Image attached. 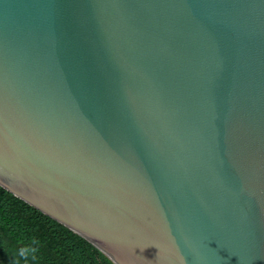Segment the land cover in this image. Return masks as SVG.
Listing matches in <instances>:
<instances>
[{
    "label": "water",
    "instance_id": "1",
    "mask_svg": "<svg viewBox=\"0 0 264 264\" xmlns=\"http://www.w3.org/2000/svg\"><path fill=\"white\" fill-rule=\"evenodd\" d=\"M0 186L114 264H264V0H0Z\"/></svg>",
    "mask_w": 264,
    "mask_h": 264
},
{
    "label": "trees",
    "instance_id": "2",
    "mask_svg": "<svg viewBox=\"0 0 264 264\" xmlns=\"http://www.w3.org/2000/svg\"><path fill=\"white\" fill-rule=\"evenodd\" d=\"M27 249L21 256L20 250ZM0 264H114L92 243L0 186Z\"/></svg>",
    "mask_w": 264,
    "mask_h": 264
},
{
    "label": "clouds",
    "instance_id": "3",
    "mask_svg": "<svg viewBox=\"0 0 264 264\" xmlns=\"http://www.w3.org/2000/svg\"><path fill=\"white\" fill-rule=\"evenodd\" d=\"M27 252H28L27 249H21V250H20V255H21V256H24V255L27 254Z\"/></svg>",
    "mask_w": 264,
    "mask_h": 264
}]
</instances>
